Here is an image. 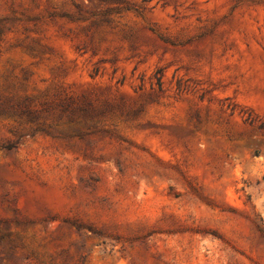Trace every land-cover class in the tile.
Here are the masks:
<instances>
[{"label": "rangeland", "instance_id": "obj_1", "mask_svg": "<svg viewBox=\"0 0 264 264\" xmlns=\"http://www.w3.org/2000/svg\"><path fill=\"white\" fill-rule=\"evenodd\" d=\"M0 102V264H264V0H0Z\"/></svg>", "mask_w": 264, "mask_h": 264}, {"label": "trees", "instance_id": "obj_2", "mask_svg": "<svg viewBox=\"0 0 264 264\" xmlns=\"http://www.w3.org/2000/svg\"><path fill=\"white\" fill-rule=\"evenodd\" d=\"M32 115L31 110L23 105H13L9 102H0V116H14L20 119H23L24 116ZM51 126H47L43 123H40L38 120H35L34 125L31 126L33 132H44L48 133L51 130ZM257 230L264 236V229L260 226H257Z\"/></svg>", "mask_w": 264, "mask_h": 264}]
</instances>
